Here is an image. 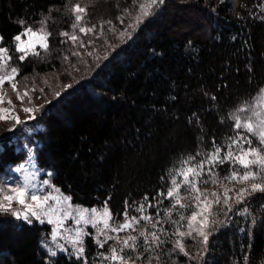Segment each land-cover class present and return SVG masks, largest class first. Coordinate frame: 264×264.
<instances>
[{
	"label": "trees",
	"instance_id": "1",
	"mask_svg": "<svg viewBox=\"0 0 264 264\" xmlns=\"http://www.w3.org/2000/svg\"><path fill=\"white\" fill-rule=\"evenodd\" d=\"M142 2L0 0V36L10 50L22 30L20 20L35 28L46 20L52 33L42 56L23 64L13 56L20 74L50 73L65 57L80 71L78 84L44 106L27 136L38 166L53 174V183L74 203L102 206L107 200L118 221L125 202L139 204L145 194L166 188L167 172L182 159L208 151L213 138L220 144L229 136L239 108L254 104L264 111V0H164L130 29ZM77 3L87 10L81 26L102 24V38L97 29L85 36L71 27ZM125 29L131 38L120 36ZM61 31L75 33L87 46L74 45ZM90 40L94 43L87 44ZM76 50L79 56L71 54ZM0 149V176L28 155L13 135ZM228 169L225 164L217 172L224 176ZM245 207L247 214L218 227L206 246L199 239L184 240L186 251L201 253L200 260L169 255L172 245L165 243L152 264H245V256L246 264H264V194L236 206ZM50 231L51 225L0 214V264H49L41 238ZM85 248L93 264L98 249L92 237ZM54 259L72 264L63 254ZM135 264H147V254Z\"/></svg>",
	"mask_w": 264,
	"mask_h": 264
},
{
	"label": "snow or ice",
	"instance_id": "2",
	"mask_svg": "<svg viewBox=\"0 0 264 264\" xmlns=\"http://www.w3.org/2000/svg\"><path fill=\"white\" fill-rule=\"evenodd\" d=\"M163 3L164 0H143L138 4L139 14L128 27L135 30L142 22V17L153 15L154 10ZM73 11L75 17L71 27L85 36L94 33L95 25L81 26L86 8L77 3ZM108 23L111 24L110 21ZM120 23H124L123 18H120ZM19 24L22 30L12 38L11 50L4 45V37L0 36V45H3L0 46V88L7 82L14 91L17 90L15 78L19 75V68L12 66L13 56H16L20 64L29 56H38L40 53L37 49H49V38L52 35L46 30V20L40 21V27L36 29L32 26L24 27L23 20ZM126 34L131 38L128 29L120 32L121 37ZM59 35L74 45L78 43L80 47L87 46L75 33L61 31ZM60 42L66 43L65 40ZM92 43L94 41L87 42ZM71 54L80 55L79 52ZM72 87L73 84H66L64 90ZM27 95V90L23 95L17 92L21 102ZM60 95L59 91L55 93L56 97ZM2 103L3 98L0 96ZM8 103L12 104L11 99ZM35 111L32 107L23 108V112L29 114L27 120L36 119ZM9 119L16 125L26 122L15 113V105L12 108L0 107V121ZM231 120L229 136L220 144L213 138L208 151L197 152L182 159L177 167L167 172L166 188L156 191L151 197L145 194L139 204L134 201L129 206L125 202L119 221L113 216L107 200L99 208L73 205L71 196L64 195L51 184V172L45 173L48 178L40 179L43 169L36 166L32 148L25 145L28 148L26 161L12 167L11 174L0 179V214L10 215L28 225L35 221L54 226L51 232L52 243L42 245L49 264H55L54 258L58 253L63 254L72 264H89L85 255V237H92L98 249L93 264H135V260L145 259V253L147 264H152L153 258L159 261V253L165 243L172 245L169 255L176 253L182 254L189 261L200 260L202 254L190 255L185 249L184 240L199 239L202 247L206 246L218 227H228L234 217L247 214L246 207L240 209L236 208L237 205H244L256 193L264 194V111L249 104L233 113ZM225 164L229 165L228 174L221 177L217 169ZM205 176L208 179H204ZM165 200L169 202L168 207L161 209ZM149 210H154L155 214H146ZM174 212L176 218H173ZM221 214L225 217L224 221L215 219ZM68 220L73 221V227H65ZM141 221L146 222L145 225H141ZM148 224L151 225L150 229L146 226ZM166 225H170L171 229ZM89 226L93 232L87 230ZM121 233L124 235L121 236ZM105 245H108L107 250L100 251L105 249ZM132 254H135V258ZM246 260L245 256V264Z\"/></svg>",
	"mask_w": 264,
	"mask_h": 264
},
{
	"label": "rangeland",
	"instance_id": "3",
	"mask_svg": "<svg viewBox=\"0 0 264 264\" xmlns=\"http://www.w3.org/2000/svg\"><path fill=\"white\" fill-rule=\"evenodd\" d=\"M188 12L189 13L194 12V9L192 6L189 7ZM133 23H134V21H132L131 24H133ZM101 25H95V26L97 29L96 34L102 38L103 35L101 34ZM33 28L36 29L35 27H33ZM102 40H104V38ZM0 46H2V45H0ZM37 51H39L40 54L38 56L33 55L34 57L29 56L30 59H34L35 57L38 58V57H40L46 53V51L43 49H37ZM75 52H79V51L76 50ZM79 53L81 54V52H79ZM60 63H61V67H57L55 70H52L50 73L33 72L32 74H29V75H24V74L22 75L19 72V75L16 76V78H15V82L17 83V90H15V91L11 88L10 84L7 82L4 84L3 88H0V96H2V98H3V103L0 104V107L12 108V105H15V113L19 115V117L22 121H26L24 124H21V125H16L15 122L11 119H9L7 121H0V146H1V142L5 139L6 136L13 135L15 138H19V140L21 141V144L24 148H26L25 145H28L29 147L32 148V154L35 157V164L38 168H40V167L38 166L37 161H36V153H35L34 147L31 146L27 140V136L36 127V125H37L36 121L37 120L36 119L35 120H27V116L29 114L24 113L23 108L24 107H32V108L36 109L34 114H35V116H37L40 113V111L43 110L44 106H47L49 104V102L50 103L53 102L54 99H57V98L63 96L64 94H66L68 91H70V89L64 90V85L71 83V84H73V86H75L78 84L79 80L76 79V74L80 73V71H78L77 69L71 68V67H73L74 63L70 62L69 59H63L60 61ZM12 66H15V65L12 64ZM70 68H71V71H69ZM69 73H71V74H69ZM25 90H27L28 95L24 96L23 102H21V100L17 96V92H19L20 95H23ZM57 91L61 92V95L59 97L55 96V93ZM29 98H31V99H29ZM9 99H11L12 104L8 103ZM26 150L28 153V148H26ZM27 157H28V155H27ZM25 161H23L21 163H24ZM21 163H19V164H21ZM19 164L15 165L13 167L18 166ZM46 172H50V171H46L43 169V171L41 172V175H40V179L48 178L45 175ZM10 174H11V172H10ZM219 175L222 176L221 174H219ZM6 176L7 175L0 176V179L5 178ZM204 179H208V177L205 176ZM50 181H51V184L54 185L55 187L59 188L60 191L64 195L70 196L69 194L63 192L60 187H58L57 185H55L53 183L52 176L50 178ZM209 187H213V186L209 185ZM182 192H183V190H182ZM71 202L73 205H81V206L87 207V208L93 207V206H87V205L74 203L73 200H71ZM95 207L99 208L101 206H95ZM146 214H151V210H149V213H146ZM145 223L146 222L141 221V225H145ZM146 226L149 229L151 228L150 224H148ZM53 227L54 226L51 225V231L49 234H45L42 236L41 245H43V243H46V242L52 243L51 232H52ZM65 227L66 228L67 227H73V221L72 220L66 221ZM87 230L89 232L94 231L93 229H91L90 226ZM132 234L135 235L136 233H132ZM123 235L124 234L121 233V236H123ZM86 238L87 237H85L84 244H85ZM42 248L46 252V250L43 246H42ZM85 250H86V248H85ZM58 255H59V253H58ZM132 255H134V254H132ZM134 258H135V256H134Z\"/></svg>",
	"mask_w": 264,
	"mask_h": 264
}]
</instances>
